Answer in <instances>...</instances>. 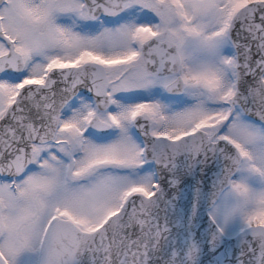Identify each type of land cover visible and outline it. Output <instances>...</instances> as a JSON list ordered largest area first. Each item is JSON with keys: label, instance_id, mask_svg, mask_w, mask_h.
<instances>
[{"label": "snow or ice", "instance_id": "snow-or-ice-1", "mask_svg": "<svg viewBox=\"0 0 264 264\" xmlns=\"http://www.w3.org/2000/svg\"><path fill=\"white\" fill-rule=\"evenodd\" d=\"M0 264H264V0H0Z\"/></svg>", "mask_w": 264, "mask_h": 264}]
</instances>
